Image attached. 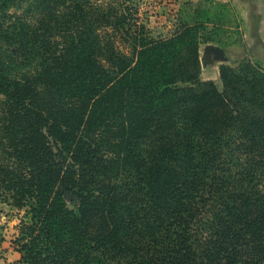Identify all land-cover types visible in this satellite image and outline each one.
I'll return each mask as SVG.
<instances>
[{
    "label": "trees",
    "instance_id": "obj_1",
    "mask_svg": "<svg viewBox=\"0 0 264 264\" xmlns=\"http://www.w3.org/2000/svg\"><path fill=\"white\" fill-rule=\"evenodd\" d=\"M126 2L0 0L18 262L264 264L263 66L221 64V90L200 45H222L226 6L155 38Z\"/></svg>",
    "mask_w": 264,
    "mask_h": 264
},
{
    "label": "rangeland",
    "instance_id": "obj_2",
    "mask_svg": "<svg viewBox=\"0 0 264 264\" xmlns=\"http://www.w3.org/2000/svg\"><path fill=\"white\" fill-rule=\"evenodd\" d=\"M115 6L127 1L135 12L136 24L144 25L155 38L173 36L181 23L190 22L199 8H221L224 28L217 38L222 45L209 42L206 49L213 50L214 60L226 58L225 64H237L242 60L259 62L264 68V0H113ZM228 10V11H227ZM218 18V16H217ZM200 52L201 63L204 59ZM221 65V64H220ZM219 73L220 66L218 65ZM202 78V77H201ZM222 90V80L214 81ZM70 207L76 199L69 193L65 196ZM10 207L0 204V264H22L18 262L21 254L11 245L18 224L17 216L8 213Z\"/></svg>",
    "mask_w": 264,
    "mask_h": 264
},
{
    "label": "crops",
    "instance_id": "obj_3",
    "mask_svg": "<svg viewBox=\"0 0 264 264\" xmlns=\"http://www.w3.org/2000/svg\"><path fill=\"white\" fill-rule=\"evenodd\" d=\"M209 44L213 43H202L200 45V52L202 53L203 50V56L205 61H202V73L201 77L203 80H213V81H219L220 80V73H219V67L220 64H223L225 59L224 57H221L219 60H214V57L212 56V49L210 48V52L207 53L206 49L208 48Z\"/></svg>",
    "mask_w": 264,
    "mask_h": 264
}]
</instances>
